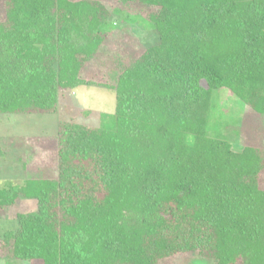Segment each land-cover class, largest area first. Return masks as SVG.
<instances>
[{"label":"trees","instance_id":"obj_1","mask_svg":"<svg viewBox=\"0 0 264 264\" xmlns=\"http://www.w3.org/2000/svg\"><path fill=\"white\" fill-rule=\"evenodd\" d=\"M154 7L155 44L114 83L83 76L105 43L111 12L96 0H4L0 113L53 114L62 92L115 91L110 128L60 118L55 176L27 169L0 188L20 198L17 230L0 241L29 264H264V148L208 132L213 90L227 88L264 115V0H117ZM120 12V11H117ZM206 81L207 86L202 84ZM68 108V107H66ZM91 115L93 111H81ZM0 146V155L9 153Z\"/></svg>","mask_w":264,"mask_h":264},{"label":"rangeland","instance_id":"obj_2","mask_svg":"<svg viewBox=\"0 0 264 264\" xmlns=\"http://www.w3.org/2000/svg\"><path fill=\"white\" fill-rule=\"evenodd\" d=\"M96 1L103 3L111 12L109 35L85 68L83 76L97 82L114 83L117 73L126 63L140 56L147 46L158 41L157 33L147 27L149 23L145 19L155 8L141 3L124 4L117 0ZM4 18L5 2L0 0V21ZM202 84L207 86L205 80H202ZM115 106L113 89L81 86L60 94L57 113H0V146L5 142L10 148L9 153L0 155V188L8 184H21L27 176L19 162L20 154L14 146V137H21L26 143L29 140V144H32L31 148L28 145L24 148L28 170L37 175L47 171L55 176L56 136L60 118L68 119L73 113L84 124L110 128L113 120L107 119L102 123L99 113L114 114ZM84 110H91L93 113L84 115L81 112ZM208 132L212 136L228 140L234 150H241L245 145L264 148V115L254 112L229 89H215ZM261 182L264 186V173ZM36 209L37 200L20 198L16 204L0 210V234L6 230L18 229V213ZM190 260L189 256L180 255L164 264H189ZM0 264L29 262L13 259L0 241Z\"/></svg>","mask_w":264,"mask_h":264}]
</instances>
